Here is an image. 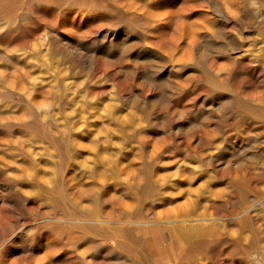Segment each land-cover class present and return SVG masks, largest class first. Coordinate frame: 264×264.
<instances>
[{
  "label": "rangeland",
  "instance_id": "obj_1",
  "mask_svg": "<svg viewBox=\"0 0 264 264\" xmlns=\"http://www.w3.org/2000/svg\"><path fill=\"white\" fill-rule=\"evenodd\" d=\"M0 264H264V0H0Z\"/></svg>",
  "mask_w": 264,
  "mask_h": 264
},
{
  "label": "bare ground",
  "instance_id": "obj_2",
  "mask_svg": "<svg viewBox=\"0 0 264 264\" xmlns=\"http://www.w3.org/2000/svg\"><path fill=\"white\" fill-rule=\"evenodd\" d=\"M228 9V8H227ZM232 9V8H231ZM153 12V11H152ZM170 12V11H169ZM156 15H157V13H156ZM174 17V16H173ZM174 19V18H173ZM185 31V30H184ZM192 31V30H191ZM69 34V33H68ZM200 33L199 32H197V35H199ZM179 35V34H178ZM201 36V35H200ZM187 37V36H186ZM193 38V37H192ZM197 38V37H196ZM175 40V39H174ZM193 40H194V38H193ZM196 40V39H195ZM192 41V40H191ZM256 204V203H255ZM247 209H250V208H247ZM244 210V209H243ZM241 213H242V211H240ZM239 212V213H240ZM189 218V220H190V217H188ZM77 219V217L76 218H74V217H68L67 218V220H76ZM175 218H173V220H174ZM197 219V218H196ZM200 219H202V218H200ZM80 221L81 220H84V219H79ZM177 220V219H176ZM181 220V218L179 219V221ZM185 220H187V219H182L181 221H185ZM192 220V219H191ZM101 221H103V220H101ZM175 221V220H174ZM138 223H145V221H139ZM2 260V259H1Z\"/></svg>",
  "mask_w": 264,
  "mask_h": 264
}]
</instances>
